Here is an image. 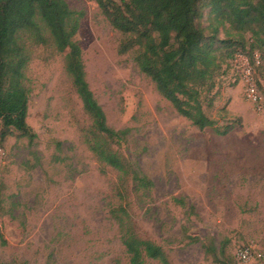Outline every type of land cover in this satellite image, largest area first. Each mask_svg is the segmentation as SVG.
<instances>
[{
	"label": "rangeland",
	"instance_id": "374dc122",
	"mask_svg": "<svg viewBox=\"0 0 264 264\" xmlns=\"http://www.w3.org/2000/svg\"><path fill=\"white\" fill-rule=\"evenodd\" d=\"M66 1L82 13L76 40L90 89L108 125L127 131L113 147L153 183L151 190L126 187L136 233L172 264H264V61L255 69L257 100L239 73L245 62L239 70L234 61L223 64L202 99L219 127L235 128L226 136L199 130L159 94L133 52L119 54L122 35L96 0ZM209 11L200 21L208 37ZM228 30L218 38L238 39ZM27 78V122L36 138L0 140V264H129L111 214L121 204L119 174L85 142L92 120L65 54L33 47ZM240 248H250L247 262Z\"/></svg>",
	"mask_w": 264,
	"mask_h": 264
},
{
	"label": "trees",
	"instance_id": "16d2710c",
	"mask_svg": "<svg viewBox=\"0 0 264 264\" xmlns=\"http://www.w3.org/2000/svg\"><path fill=\"white\" fill-rule=\"evenodd\" d=\"M96 1L122 35L119 54H135L140 71L179 115L199 130L213 129L221 136L233 131L234 125L221 128L208 116L202 97L214 88L223 64L233 62L239 54L248 58L256 74V65L264 61V0ZM204 8L210 9L208 21L213 33L209 37L200 26ZM81 18L82 13L71 9L66 0H0V140L14 134L31 142L36 138L27 122L31 93L27 71L33 47L65 54L66 72L92 120L85 142L102 166L119 174L116 191L121 204L111 214L119 225L129 264H148V260L172 264L163 248L141 238L132 224L125 205L126 187L133 183L139 190H151L153 183L113 147L127 131L108 125L90 89L83 51L76 40ZM227 26L228 35L232 37V30L238 39L218 38Z\"/></svg>",
	"mask_w": 264,
	"mask_h": 264
},
{
	"label": "built area",
	"instance_id": "2783aa9c",
	"mask_svg": "<svg viewBox=\"0 0 264 264\" xmlns=\"http://www.w3.org/2000/svg\"><path fill=\"white\" fill-rule=\"evenodd\" d=\"M244 61L245 65L243 66V70L240 69L239 63ZM235 62V67L240 71H238L243 78L246 79L247 84H248V98L252 100H257L258 97V88L254 82V70L253 67L248 60V58L242 54H239L235 57L234 59ZM238 258L239 260L243 262H247L250 259V248H240L238 250Z\"/></svg>",
	"mask_w": 264,
	"mask_h": 264
}]
</instances>
